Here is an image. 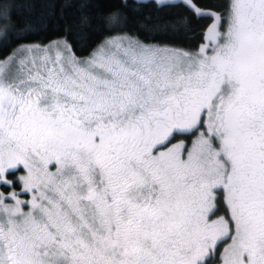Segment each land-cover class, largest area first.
I'll return each instance as SVG.
<instances>
[{
  "label": "snow or ice",
  "instance_id": "obj_1",
  "mask_svg": "<svg viewBox=\"0 0 264 264\" xmlns=\"http://www.w3.org/2000/svg\"><path fill=\"white\" fill-rule=\"evenodd\" d=\"M183 3L0 59V264H264V0Z\"/></svg>",
  "mask_w": 264,
  "mask_h": 264
},
{
  "label": "trees",
  "instance_id": "obj_2",
  "mask_svg": "<svg viewBox=\"0 0 264 264\" xmlns=\"http://www.w3.org/2000/svg\"><path fill=\"white\" fill-rule=\"evenodd\" d=\"M125 2L128 7H124ZM203 11L220 12L226 0H193ZM179 7L158 8L155 0H0V4L9 6L10 21L0 19V59L8 57L17 44H43L67 38L73 51L79 57H86L89 51L105 35L109 27L111 14H126L128 30L138 32L142 38L148 33L138 28L141 22L162 21L175 28L185 30L187 39L178 41L179 46L194 49L203 43L202 33L212 22L210 17L196 18L184 5L183 0L172 2ZM87 24L82 23L83 17ZM186 19L187 23L182 21ZM12 34L7 33L6 26ZM85 32L87 43L77 42L79 33ZM5 36L7 38L5 39ZM20 37L25 39L20 40ZM221 212V215H224Z\"/></svg>",
  "mask_w": 264,
  "mask_h": 264
},
{
  "label": "rangeland",
  "instance_id": "obj_3",
  "mask_svg": "<svg viewBox=\"0 0 264 264\" xmlns=\"http://www.w3.org/2000/svg\"><path fill=\"white\" fill-rule=\"evenodd\" d=\"M146 1H148V0H146ZM178 0H171V2H177Z\"/></svg>",
  "mask_w": 264,
  "mask_h": 264
}]
</instances>
